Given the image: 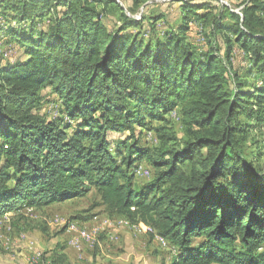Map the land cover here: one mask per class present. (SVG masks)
Wrapping results in <instances>:
<instances>
[{
	"label": "trees",
	"instance_id": "16d2710c",
	"mask_svg": "<svg viewBox=\"0 0 264 264\" xmlns=\"http://www.w3.org/2000/svg\"><path fill=\"white\" fill-rule=\"evenodd\" d=\"M177 1L178 31L144 39L114 0H0L24 56L0 60V215L94 190L110 214L168 240V264H264L262 154L246 155L264 122V0H242L239 12ZM95 3L116 6L121 26L109 29ZM190 22L208 49L189 40ZM45 87L62 116L34 109ZM137 128L158 144L140 145ZM143 158L152 176L138 182Z\"/></svg>",
	"mask_w": 264,
	"mask_h": 264
},
{
	"label": "rangeland",
	"instance_id": "374dc122",
	"mask_svg": "<svg viewBox=\"0 0 264 264\" xmlns=\"http://www.w3.org/2000/svg\"><path fill=\"white\" fill-rule=\"evenodd\" d=\"M114 1L129 18L138 21L140 25L133 26L129 30L137 33L141 38L161 37L166 31H178L181 9L177 0ZM197 1H208L215 7L223 4L236 12L242 7L239 4L242 0ZM95 5L109 29H117L121 26V12L117 11L116 6L107 7L103 11V5L100 3ZM12 14L13 12L6 11L4 17L0 15V39H2L0 60L2 61L24 58L22 47L6 38L7 27H19L18 20L12 18ZM157 16L160 19L155 18ZM149 18L152 20L149 21ZM47 20V18L39 20L37 27H43ZM28 24L27 22L25 26ZM205 31L202 24L189 23L187 32L189 40L203 50L208 49L207 43L202 38ZM218 43L224 49L220 38ZM233 55L236 64L244 62L243 53L237 47ZM41 95H43L42 101L34 106L35 110L48 119L63 115L59 112L57 96L51 93L49 87L43 88ZM169 118L172 131L181 136L182 129L177 113L172 112ZM159 124L160 122L153 121L149 127ZM135 134L137 137L134 139H137L140 145L153 147L158 144L153 130L137 128ZM128 135L124 133L120 136ZM109 136L119 137V134L109 133ZM250 137L252 144L248 147L246 155L248 159H255V155L261 152L262 155L256 163L264 171V122L257 124L250 132ZM1 163L0 158V165ZM138 168L136 181L144 182L152 176V168L147 159L143 158ZM125 221L123 217L112 215L105 210L94 190L68 203L57 201L41 207L23 204L17 210L0 215V264H168L171 261L174 249L168 240L163 241L157 236L151 237L148 234L149 228L142 223L130 225ZM123 230L128 232L129 242L121 232ZM69 247L76 250L75 256L66 251ZM37 253L39 256H36Z\"/></svg>",
	"mask_w": 264,
	"mask_h": 264
},
{
	"label": "crops",
	"instance_id": "0c3cea01",
	"mask_svg": "<svg viewBox=\"0 0 264 264\" xmlns=\"http://www.w3.org/2000/svg\"><path fill=\"white\" fill-rule=\"evenodd\" d=\"M74 200H75V199H74ZM72 201H73V200H72ZM72 201H70V202H72ZM66 203H68V202H66ZM121 232H123L124 237H126V241L129 242V241H128V236H127L128 232H126V231H124V230L121 231ZM66 251L69 252L70 254L72 253V255L75 256L76 250H75L74 248L69 247V248L66 249Z\"/></svg>",
	"mask_w": 264,
	"mask_h": 264
},
{
	"label": "bare ground",
	"instance_id": "6f19581e",
	"mask_svg": "<svg viewBox=\"0 0 264 264\" xmlns=\"http://www.w3.org/2000/svg\"><path fill=\"white\" fill-rule=\"evenodd\" d=\"M138 171H139V168H138ZM126 222V221H125ZM127 224H129L128 222H127ZM95 232V231H94ZM94 234V233H93ZM94 236H96V235H94ZM157 237H159V236H157ZM161 240H163L161 237H159ZM164 241V240H163ZM34 263V262H33ZM36 263V262H35Z\"/></svg>",
	"mask_w": 264,
	"mask_h": 264
},
{
	"label": "built area",
	"instance_id": "2783aa9c",
	"mask_svg": "<svg viewBox=\"0 0 264 264\" xmlns=\"http://www.w3.org/2000/svg\"><path fill=\"white\" fill-rule=\"evenodd\" d=\"M125 223H127V222H125ZM73 243V242H72ZM38 255H36V256H39V253H37Z\"/></svg>",
	"mask_w": 264,
	"mask_h": 264
}]
</instances>
